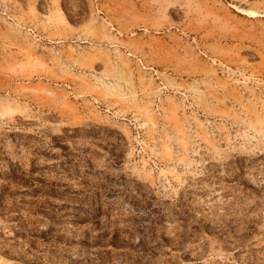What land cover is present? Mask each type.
I'll list each match as a JSON object with an SVG mask.
<instances>
[{
    "label": "rangeland",
    "instance_id": "rangeland-1",
    "mask_svg": "<svg viewBox=\"0 0 264 264\" xmlns=\"http://www.w3.org/2000/svg\"><path fill=\"white\" fill-rule=\"evenodd\" d=\"M0 264H264V0H0Z\"/></svg>",
    "mask_w": 264,
    "mask_h": 264
}]
</instances>
